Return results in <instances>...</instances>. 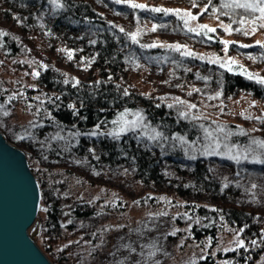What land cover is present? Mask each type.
Masks as SVG:
<instances>
[{"label": "rangeland", "instance_id": "rangeland-1", "mask_svg": "<svg viewBox=\"0 0 264 264\" xmlns=\"http://www.w3.org/2000/svg\"><path fill=\"white\" fill-rule=\"evenodd\" d=\"M130 3L147 6L146 9L131 7L134 11H139L140 15L141 11H151L150 9L155 7L179 9L181 10L179 15L175 12L169 14L180 19L182 23L181 17L185 13L197 15L196 20H189L188 27L197 31L201 30L199 25L215 28L214 34L220 43L216 46H200L185 34L184 30H172L173 27L170 25L159 30L158 28L163 27H159L160 24L148 15L145 18L139 15L133 16L132 19L121 18L122 21L118 22L109 19V23L118 30L120 28L125 30L124 36L131 44L140 46L156 43L158 48L181 56L180 52L161 46L179 44L184 46L181 52L194 53L193 56L186 57L187 62L182 65L183 68L167 64L165 70L136 60L134 55L124 57L128 83L144 94L157 96L167 107L173 104L175 111L187 112L190 119L192 116H199L201 117L199 121L231 122L251 135L261 133L259 130L264 129V99L245 90L235 91L229 95L222 94L215 86H205L207 90L200 86L201 83L189 79V74L196 75L201 66L194 68L187 63L198 60L209 64L228 65L231 59L264 77V49L260 47L261 51L258 54H255L254 50L237 49L239 45L252 46L256 45L257 41L264 43V28L259 27V24L264 22L258 21L253 25L252 17L248 14H229L223 10L201 15L204 6L192 11L191 6L179 3L164 5L162 0H130ZM130 3L122 2L129 7ZM20 7L25 9L20 3L8 6L4 0H0V28L9 27V33L19 36V43L24 44L28 52V55L6 57L0 50V104L9 111V115L4 116L0 110V130L5 137L11 138L7 139L9 142L25 150V147L15 139L26 124L50 115L49 106L52 101V91L43 87L37 77L33 78L32 73L34 71L40 73L47 69L51 71L49 74L53 75V83L64 84L65 79L69 83H76V80L89 79L92 74L91 68L94 66L93 59L81 53L74 44L59 41L54 37L51 23L47 22L44 13L38 8L31 14L33 19L30 25L22 30L15 22L16 15L10 14ZM6 11L10 12L9 20L5 19L8 17ZM100 14L104 17L102 13ZM255 15L258 16L259 13ZM244 16H248V22L240 24L239 21ZM153 24L158 26V35L151 31ZM228 24H231L233 29L241 28L247 31L248 35L245 36L243 31L225 32L222 25ZM254 27L256 31L253 32ZM183 28L187 29L185 25ZM137 32L138 43H133L130 37L125 35ZM221 41L235 42L231 44L237 47L229 44L228 50L225 51ZM69 51L72 53L71 60L68 59ZM92 72L95 73V69ZM217 93L220 95L217 96ZM11 96H15V99L9 100ZM34 97L40 99L36 100ZM176 98L187 103L178 104ZM190 104H196L197 107L189 108ZM219 152L225 155L217 156L224 158L229 154L240 156L235 147L224 146V151ZM30 153L28 151L26 157L39 189L53 191L58 196L60 221L66 225L58 235L51 238L44 236L43 222L46 215L42 210L43 201L40 199L39 209L32 227L29 228V234L51 262L56 259L59 264H205L201 261L210 256L212 264H229L232 259L226 253L238 249V240L244 241L239 231L242 226L230 224L221 216L213 239L210 237L194 239L190 228L199 221V218L190 207H185V204L195 202L206 205L208 200L204 198L188 202L170 193L166 187L162 186V191L158 190L152 183H143L135 176L130 166L98 165L97 168H92L82 165L79 160L75 161V164H44ZM233 163V165L215 163L213 167L223 177H229L230 173L244 172V168L239 167L235 160ZM164 165L166 175L179 176L171 165ZM255 176L250 185H257L254 196L256 197L254 203H257L260 199L264 200V169L262 173H255ZM76 202H87L95 213L83 218L73 217L69 210ZM147 218H151L152 222L139 226ZM71 223L72 227H67ZM251 264H264V250Z\"/></svg>", "mask_w": 264, "mask_h": 264}, {"label": "trees", "instance_id": "trees-1", "mask_svg": "<svg viewBox=\"0 0 264 264\" xmlns=\"http://www.w3.org/2000/svg\"><path fill=\"white\" fill-rule=\"evenodd\" d=\"M4 1L8 6L14 3L24 6L25 9L20 7L11 13L6 11L8 17H5L9 20V13L11 16L16 15L15 22L22 30L30 25L33 19L31 14L38 8L44 13L47 22L51 23L54 37L59 41L74 44L81 53L93 59L94 66L91 68L92 74L89 79L80 80L75 87H73L75 83H53V75L49 74L50 70L40 72L37 77L40 84L52 91L50 115L26 124L15 139L25 147V154L28 151L31 152L32 157L44 164H75V161L79 160L78 162L82 165L92 168H97L98 165L109 167L118 164L127 165L143 183H152L158 190L166 187L170 193L188 202L205 198L208 200L206 205L195 202L185 204V207H190L194 215L199 218V221L190 228L192 237L213 239L218 230L219 216H221L228 223L242 226L244 229L241 232L244 246L226 253L232 259L229 264H251L264 250V200L260 199L259 202L254 203L257 185L255 188L250 185V181L256 177L255 173H262L264 169V163L256 162L264 160V147L260 146L264 143V129L259 130L261 131L259 134L251 135L231 122L219 123L182 118L178 111L167 107L157 96L139 91L128 83L124 57L134 55L136 60L153 67H161L163 70L167 64L183 68L182 65L187 62V59L162 48H141L129 43L124 32H120L112 23H109V19L118 22L122 21L121 18L132 19L135 15L145 18L148 15L158 24L164 25L163 28H158L159 30H163L167 25L172 26V30H184V33L200 46H216L220 43L218 37L212 32H207L206 29L197 31L200 35L185 30L182 21L172 14L165 15L146 10L141 11L140 15L139 11H134L126 4H117L114 0H60V3L64 5L61 9H55L47 3V0ZM162 2L164 5L179 3L191 6L192 11L201 6L204 8L207 6L208 10L203 12L205 14L213 13L214 8L229 14H247L243 9L223 8L222 4L230 0H211V3L209 0H195V6H193V0H162ZM0 32L8 34L0 36V50L3 51L4 56L28 55L25 45L19 43V36L9 33V27L0 28ZM154 34L158 35V31ZM93 40L96 41L95 44L91 43ZM237 49L254 50L255 54L261 51L257 45L237 47ZM187 64L194 68L201 66L196 75L189 74V79L201 83L200 86L204 88L215 86L224 95L245 90L264 99V84L257 82L264 77L242 64H232L231 71L228 70V65L221 68L220 65L198 60L189 61ZM94 69L95 73L92 72ZM249 73L253 74L251 80L247 78ZM125 89L128 95H124ZM69 104H74L75 108L70 109ZM125 109L130 112H140L144 116L145 123L155 128L157 132L163 133L168 139L149 141L146 137L139 136V132L131 131L122 134L118 139L107 135L108 131L117 128V125H113L111 121L117 119ZM133 118L132 115L126 117L128 120ZM97 124L100 125L99 129L95 128ZM200 125L209 128L221 139L219 151H224V144L229 148L235 146L240 155V162L237 164L244 168L243 173H230L229 178L215 171L213 167L215 163L233 165L234 160L217 155H201L207 141L203 139V130ZM220 127H223L225 132L231 131L236 135L224 139L223 134L216 131ZM94 130L105 134L88 135ZM77 132L80 135H73ZM57 133L64 139H52ZM176 135L183 136L189 143L197 141L194 146L197 149L194 153L196 159L189 158L192 154L191 149L188 154L185 153L184 148L187 144L182 147L179 141L172 139ZM20 136H24L25 139H19ZM6 139L11 140L7 136ZM253 140L257 143L253 144ZM90 149L93 151H89ZM245 156H247L246 160ZM164 164L171 165L179 176L166 175ZM40 199L43 201L44 208L48 209L43 222L44 236L51 238L58 235L66 226L60 221L61 209L58 196L53 191L41 189ZM69 211L76 218L91 216L95 213L87 202H76ZM151 220L147 218L139 226L142 227L152 222ZM70 226L72 227V223L67 225V227ZM253 240L256 244H252ZM201 262L212 264L213 260L208 256ZM52 263L59 264L56 259L52 260Z\"/></svg>", "mask_w": 264, "mask_h": 264}, {"label": "snow or ice", "instance_id": "snow-or-ice-1", "mask_svg": "<svg viewBox=\"0 0 264 264\" xmlns=\"http://www.w3.org/2000/svg\"><path fill=\"white\" fill-rule=\"evenodd\" d=\"M114 2L117 3V4H120L122 2L130 3V0H114ZM47 3L52 5V6H54L55 9H61V8L64 7V5L60 3V0H47ZM209 3H211V0H209ZM193 6H195V0H193ZM130 7L134 8V9H146L147 8L146 5L136 4V3H130ZM222 7L223 8H228V9H243L244 13H247L248 16L252 17L251 23L253 25H256L258 21L264 22V0H242V2H241V0H230V2L223 3ZM150 10L152 12L163 13L165 15H167L169 13H173V12H175V14L179 15V13L181 11L179 9L173 10V9H167V8H162V7H155V8H151ZM207 10H208L207 6H205V8L202 10V12L200 14L202 15L203 12H206ZM215 11H217V10L214 8L213 12H215ZM256 13H259V15L256 16L255 15ZM222 14L226 15V13H222ZM248 16L242 17L241 20L239 21V23L240 24L247 23L248 22ZM185 17H187V18H185ZM197 18H198L197 15H193L190 12L185 13L184 16L181 17L185 27L187 28V30L189 32H195L197 35H200V32H197V30L195 28L188 27L189 20H196ZM236 22L237 21H233V23H236ZM157 27H158L157 25L153 24V26L151 28V31L152 32L157 31ZM159 27H164V26L160 25ZM222 27H223V30L225 32H229V33H231L232 31H236V32L243 31L241 28L233 29L231 24L222 25ZM259 27L264 28V23H260ZM199 28L201 30L206 29L207 32H212V33L216 32L215 28H210L208 25H199ZM119 30H120V32H124L125 31L123 28H120ZM252 31L253 32L256 31V28L254 27L252 29ZM138 34H139V32L131 33V34L125 33V35L130 37V39H131V41L133 43H138V41H137V35ZM243 34L245 36H247L248 32L247 31H243ZM6 35H8L6 32H0V36H6ZM91 43L95 44L96 41L93 40V41H91ZM221 43L224 45V50L227 51L229 44L235 43V42H232V41H221ZM256 45L261 47L262 49H264V43H261L260 41H257ZM157 46L158 45L156 43H153L151 45H148V44L140 45V47H142V48H150V47L151 48H155ZM161 46L172 48L174 51L180 52L181 56H184V57H188V56H193L194 55V53H192L190 51L181 52V48L184 47V46L179 45V44H176V45H161ZM239 46L240 47H250V45H239ZM61 51H63V49H61ZM68 59L69 60L72 59L71 51L68 52ZM201 59H203V57H201ZM210 62L216 63L217 61H210ZM234 63H235L234 60L230 59L228 61V70L229 71H231V65L234 64ZM225 66L226 65L224 63L220 64L221 68H224ZM39 75H40V73L38 71H34L32 73L33 78L39 77ZM247 78L250 79V80L253 79V74H251V73L247 74ZM109 79H111V77H109ZM257 82L260 83V84H264V78L257 80ZM63 83L64 84H68L69 81L67 79H65L63 81ZM79 83L80 82L78 80H76V83L73 84V87H75ZM97 83H100V82L97 81ZM195 91L198 92L199 89H195ZM191 94L192 93H189V95H191ZM124 95H128V92H127L126 89L124 91ZM219 95L220 94L217 93V96H219ZM12 99H15V96L9 97V100H12ZM34 99L39 100L40 97H34ZM57 99H59V97H57ZM209 99H212V97H209ZM176 100H177V103L181 104V105L187 103L185 101L179 100V98H176ZM68 107L70 109H74L75 105L74 104H69ZM157 107H159V105H157ZM168 107L169 108H173L174 105L173 104H169ZM188 107L194 109V108L197 107V105L196 104H190V105H188ZM0 110H2V114L4 116H8L9 115V111L4 108L3 104H0ZM178 114L182 118H188V116H189V114L187 112H183V111H179V110H178ZM129 115H132L134 118L131 119V120L126 119V117L129 116ZM191 119L199 120V119H201V117L192 116ZM111 123L113 125H117L116 129L110 130V131L107 132V135L112 136L113 138H117L118 139L122 134L131 131V132H134V133L135 132H139V136L146 137L149 141H159L161 138H163L164 140L168 139V137H165L163 135V133L157 132L155 128H151L147 123H145L144 116L138 111L137 112H130L129 110L125 109V111L121 112L119 114L118 118L115 119V120H112ZM33 126L35 127L36 125H33ZM95 128L99 129L100 125L97 124L95 126ZM200 128L203 130V139L205 141H207V143L205 144L203 150L201 151V155H203V156L225 155L224 153H221V152L218 151V149L221 146L220 138L217 137L215 135V133L212 130H210L209 128H206L203 125H200ZM216 131L222 133L224 139H227L228 137L236 135V133H233L231 131L225 132L223 127H220L218 129H216ZM98 134L99 135H104L105 133H103V132H99L98 133L95 130L90 132V133H88V135H91V136H96ZM241 134H244V133H241ZM29 135H30V133H29ZM73 135H80V133L77 132V133H74ZM19 139L23 140V139H25V137L24 136H20ZM52 139H61L62 140V139H64V137L61 136L59 133H57L54 137H52ZM172 139L175 140V141H179V143L181 144L182 147L185 144H187V147L184 148L185 153L188 154L189 150L191 149L192 150V154L189 155V158L193 159V160L196 159V155L194 153H195V151L197 149H195L194 146L197 144V141H192L191 143H189L188 141L185 140V138L183 136H179V135L173 136ZM252 143L256 144L257 141L253 140ZM260 146L264 147V143H261ZM225 147L227 148V145H225ZM233 147H235V146H233ZM248 150L251 151V149H248ZM89 151H93V150L90 149ZM230 152H231V149H229V153ZM227 158L231 159V160H235L237 163L240 162V157L238 155L237 156H232V155L229 154ZM244 159L246 160L247 156H245ZM256 162L264 163V160H257ZM225 187H227V185H225ZM252 187L255 188L256 185L253 184ZM161 199H163V197H161ZM42 210L45 211V212L48 211V209L46 207L43 208ZM160 215H167V213H160ZM243 230L244 229L241 228L239 231L243 232ZM252 244H256V241L253 240ZM238 246L239 247H243L244 246V241L243 240H238Z\"/></svg>", "mask_w": 264, "mask_h": 264}, {"label": "water", "instance_id": "water-1", "mask_svg": "<svg viewBox=\"0 0 264 264\" xmlns=\"http://www.w3.org/2000/svg\"><path fill=\"white\" fill-rule=\"evenodd\" d=\"M39 203L24 150L0 130V264H53L29 234Z\"/></svg>", "mask_w": 264, "mask_h": 264}]
</instances>
